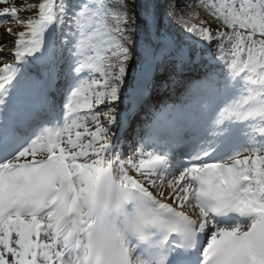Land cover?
Listing matches in <instances>:
<instances>
[{
	"label": "snow or ice",
	"instance_id": "1",
	"mask_svg": "<svg viewBox=\"0 0 264 264\" xmlns=\"http://www.w3.org/2000/svg\"><path fill=\"white\" fill-rule=\"evenodd\" d=\"M0 29V264H264V0H0Z\"/></svg>",
	"mask_w": 264,
	"mask_h": 264
},
{
	"label": "bare ground",
	"instance_id": "2",
	"mask_svg": "<svg viewBox=\"0 0 264 264\" xmlns=\"http://www.w3.org/2000/svg\"><path fill=\"white\" fill-rule=\"evenodd\" d=\"M25 15H27V13L25 14ZM164 92H166V89L165 90H163V91H161V92H159V93H157L155 90H153V92H152V96H151V99H150V103L152 104L156 99H159L160 98V96H159V94L160 95H164L163 93ZM162 99H164V98H162ZM162 99H160V100H156V101H162ZM155 101V102H156ZM154 105V108H155V106H156V103L155 104H153ZM125 107V105L122 103L121 105H120V110L121 111H124V108ZM147 109V108H146ZM148 110V109H147ZM139 113V112H138ZM139 115V114H138ZM135 117H136V115L133 117V119H135ZM132 119V120H133Z\"/></svg>",
	"mask_w": 264,
	"mask_h": 264
},
{
	"label": "trees",
	"instance_id": "3",
	"mask_svg": "<svg viewBox=\"0 0 264 264\" xmlns=\"http://www.w3.org/2000/svg\"><path fill=\"white\" fill-rule=\"evenodd\" d=\"M199 21H205L206 23H209V24H212V25H215V23L209 18L207 17L203 12H201L200 14V17H199V20L196 21L199 23ZM216 26V25H215ZM172 31H177L175 28L171 29Z\"/></svg>",
	"mask_w": 264,
	"mask_h": 264
},
{
	"label": "rangeland",
	"instance_id": "4",
	"mask_svg": "<svg viewBox=\"0 0 264 264\" xmlns=\"http://www.w3.org/2000/svg\"><path fill=\"white\" fill-rule=\"evenodd\" d=\"M19 2H20V0H17V3H19ZM25 14H26V13H23V15H25ZM208 24H209V23H208ZM210 25H211L212 27H216L215 25H212V24H210ZM2 31H3V30L0 29V33H2ZM8 47H11V44H9ZM8 59H10V57H9ZM159 77H161V79H166V78H165L166 76H160V75H159ZM129 84H131V79H129ZM163 106H164V104L162 105V107H163Z\"/></svg>",
	"mask_w": 264,
	"mask_h": 264
}]
</instances>
